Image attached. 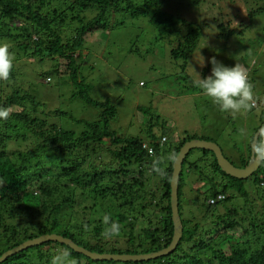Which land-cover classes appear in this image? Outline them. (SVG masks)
<instances>
[{"label":"trees","instance_id":"1","mask_svg":"<svg viewBox=\"0 0 264 264\" xmlns=\"http://www.w3.org/2000/svg\"><path fill=\"white\" fill-rule=\"evenodd\" d=\"M172 1L0 0V43L14 42L18 53L20 49L34 61L44 60V55L58 60L55 71L68 74L77 89L72 98L79 97L100 110L98 120L85 121L43 107L26 90L29 87L16 84L18 69L13 60L9 78L0 80V107L10 113L7 120H0V255L53 233L100 254L149 253L169 245L172 163L186 141L211 140L184 133L164 148L168 138L163 130L160 139L165 140H157L150 124L153 118L146 123L145 137L118 135L109 127L115 107L108 100L91 98L90 85L79 77L76 62L91 35L107 30L117 13L127 12L144 17L156 31V40L169 48V56L184 60L186 66L200 42L202 27L163 8ZM87 9H94L95 15L83 16ZM256 11L251 9L249 14ZM180 22L184 28L178 26ZM217 29L218 36L226 40L233 35L229 23L219 22ZM63 115L82 129H64L50 119ZM260 128L264 121L254 127L251 139ZM192 150L183 160L178 184L182 236L171 253L137 262L100 261L58 241H47L0 264H51L52 257L64 251L70 254L69 264H264V159L249 177L239 179L224 173L211 151L197 149L201 156L188 161ZM249 158L250 151L238 167L245 166ZM156 160L161 162L163 175L152 170ZM184 166L186 172L196 173L194 181L199 186L207 184L208 188L203 193L198 188L192 200L199 214L192 212L183 218ZM150 176H156L158 184L149 185ZM199 195L204 198L197 199ZM105 214L119 222L118 235H104Z\"/></svg>","mask_w":264,"mask_h":264},{"label":"rangeland","instance_id":"2","mask_svg":"<svg viewBox=\"0 0 264 264\" xmlns=\"http://www.w3.org/2000/svg\"><path fill=\"white\" fill-rule=\"evenodd\" d=\"M190 1L175 0L163 5L187 23L202 27L200 42L186 66L184 60L175 61L169 56V48L156 40V31L144 17L119 12L107 30L94 33L85 42L76 62L78 75L90 85L92 99L108 100L115 107L116 114L109 121V127L118 135L145 137L146 123L153 118L150 124L157 140L161 141L163 130L168 138L164 148L172 144L176 136L193 134L217 143L226 158L241 166L242 157L252 152L249 144H252L254 127L264 121V0H199L195 4ZM251 9L260 12L251 15ZM94 15V9L83 12L86 18ZM219 22L229 23L233 29L228 40L218 36ZM178 26L184 28L181 22ZM7 44H10L9 49L14 46V52L10 53L18 69L16 84L29 87L26 90L36 96L43 107L57 108L78 120L100 118L98 108L79 97L72 98L76 88L68 74L55 71L58 60L44 55V60L34 61L32 55L20 49L18 53L14 42ZM212 58L229 67L238 63L246 68L255 98L250 110L235 115L222 112L194 86L198 75L204 78L211 74ZM4 91L9 88L5 87ZM50 119L64 129H82V125L66 115ZM200 156L201 151L193 149L187 160L194 161ZM203 163L199 164L200 168ZM186 170L184 166L183 218L201 211L192 200L198 188L202 193L208 188L207 184L199 186L194 181L196 173ZM204 170L209 171L207 167ZM150 178L149 185L158 184L156 176ZM203 198L199 195L197 199Z\"/></svg>","mask_w":264,"mask_h":264},{"label":"clouds","instance_id":"3","mask_svg":"<svg viewBox=\"0 0 264 264\" xmlns=\"http://www.w3.org/2000/svg\"><path fill=\"white\" fill-rule=\"evenodd\" d=\"M9 44L0 43V80H7L13 68V56L9 51ZM212 64L211 74L194 81V86L199 88L206 97L218 105L219 110L235 115L242 111H248L253 107V91L249 82L248 73L244 66L236 63L234 66H226L218 62L215 58L210 60ZM9 110L0 107V120H7ZM253 155L258 159H264V128L258 130L252 138ZM160 161L156 160L152 164L154 172L164 174L160 167ZM103 223L107 226L104 235L112 237L118 235L120 224L112 219L109 214L103 216ZM69 253L54 255L51 264H69ZM71 264H75L74 261Z\"/></svg>","mask_w":264,"mask_h":264},{"label":"water","instance_id":"4","mask_svg":"<svg viewBox=\"0 0 264 264\" xmlns=\"http://www.w3.org/2000/svg\"><path fill=\"white\" fill-rule=\"evenodd\" d=\"M191 149H203V150L211 151L214 154L215 159L220 169L227 175L235 177V178H239V179H244V178L249 177L259 167L261 163V159H258L257 157H255L253 155V150H252L247 164L243 167H238L224 156L221 148L218 146L217 143L213 141H209V140H204V139H191V140L186 141L179 149L178 154L176 155L172 163V175H171V180H170V206H171V219H172V224H173V234H172L171 241L167 247L160 249L158 251L149 252V253H138V254L102 253L100 254V253L89 251L85 249L84 247L77 245L69 238L53 233V234L41 235L34 239L27 240L3 252L0 255V263L3 262L9 256L21 250H24L34 245L42 244L47 241H58L72 248L74 251L80 254H83L93 260H100V261L115 260V261H122V262H127V261L137 262V261L150 260V259L164 256V255L171 253L175 249L177 243L179 242L182 236L183 228H182V222L179 216V209H178V184H179V177H180L183 160Z\"/></svg>","mask_w":264,"mask_h":264},{"label":"built area","instance_id":"5","mask_svg":"<svg viewBox=\"0 0 264 264\" xmlns=\"http://www.w3.org/2000/svg\"><path fill=\"white\" fill-rule=\"evenodd\" d=\"M254 104H255V102L253 101V105H254ZM164 140H165V137H163V138L161 139V142L164 141ZM142 147H143L144 149H146L147 152H148L149 154H152V153H153L152 148H151L149 145H147V144H143Z\"/></svg>","mask_w":264,"mask_h":264},{"label":"bare ground","instance_id":"6","mask_svg":"<svg viewBox=\"0 0 264 264\" xmlns=\"http://www.w3.org/2000/svg\"><path fill=\"white\" fill-rule=\"evenodd\" d=\"M184 62V61H183Z\"/></svg>","mask_w":264,"mask_h":264}]
</instances>
